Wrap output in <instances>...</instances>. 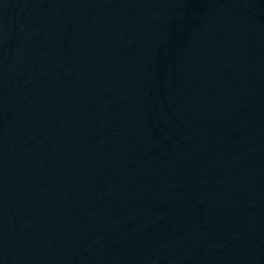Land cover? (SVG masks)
<instances>
[{
  "label": "water",
  "instance_id": "obj_1",
  "mask_svg": "<svg viewBox=\"0 0 264 264\" xmlns=\"http://www.w3.org/2000/svg\"><path fill=\"white\" fill-rule=\"evenodd\" d=\"M0 264H264V0H0Z\"/></svg>",
  "mask_w": 264,
  "mask_h": 264
}]
</instances>
